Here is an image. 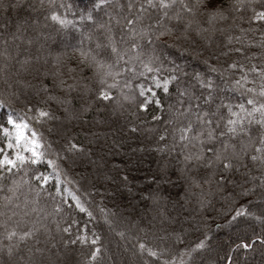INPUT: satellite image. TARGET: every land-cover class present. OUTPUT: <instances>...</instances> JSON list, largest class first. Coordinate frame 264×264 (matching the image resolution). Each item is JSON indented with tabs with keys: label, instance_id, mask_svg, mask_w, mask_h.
Listing matches in <instances>:
<instances>
[{
	"label": "trees",
	"instance_id": "16d2710c",
	"mask_svg": "<svg viewBox=\"0 0 264 264\" xmlns=\"http://www.w3.org/2000/svg\"><path fill=\"white\" fill-rule=\"evenodd\" d=\"M27 3L33 4L36 11L27 8ZM97 3L99 0H53V6L49 7V0H44V6L41 7L40 0H26L25 7L19 12L29 10L34 15L35 22L41 25L44 23L48 28L62 26L51 19V11H57L62 17L71 21L63 27L73 36L76 35L75 27L78 24L95 28L83 41L69 40L63 43L58 36L53 37L50 34L51 42L47 45L39 42L35 33L49 35L48 31L42 28V31L39 28L37 30L33 27L35 22L32 21V24L22 25L20 32L15 33L16 23L10 12L0 11V22L8 16L13 22L7 31H0V53H7L6 56L0 55V125L12 131V140L15 143V129L7 124V116L11 114L17 122L26 120L29 123V130L34 129L39 136H42L40 150L45 151L49 158H53L55 151L61 149L65 138H72L75 143L83 147L82 152L70 154L68 160L63 158L58 160L63 173L61 191L57 194L54 181H49L47 192L51 193V196L41 194L38 207L43 211L39 215L29 212V215L19 223L17 221L20 217L14 216L7 227L0 224V264H88L94 247H98L100 251L93 264H108V259L114 256L111 245L120 246V241L131 245L130 248L135 249L137 255L135 259L138 263H142L140 258L146 257H142L136 247L138 238L146 240L157 249H170V252L163 254L161 260L155 262L162 264V260H170L171 255L176 254L179 248H191L193 244L204 238V233L208 234L209 239L203 249L193 253L195 264H227L226 254L233 256L234 264H252L254 260L264 261V245L259 242L254 243L250 250L232 249V245L237 242V234L247 235L250 238L253 232L259 234L264 230V224L248 223L250 217L241 218L238 223H226L229 220L230 209L239 204L253 201V207L250 209L253 212H260L263 207L261 201L264 187L261 186L260 176L264 172V167L261 166L260 161L242 159L239 161V168H233L229 172H223L220 166L205 167L204 165L192 168L191 171H181L185 167L184 152L195 149L189 145L182 152V144L178 142V138L175 150L171 149L172 127L164 122L170 119L168 106H176L175 83L170 84L169 93H165L163 88L155 87L150 75L133 77L129 73L122 75L121 83L132 80L134 87L124 91L125 94L135 97V100L125 101L121 96V106L117 107L115 101L108 103L94 99L98 81L93 76L92 70L80 63L77 49L91 48L99 57L115 64L116 56L111 53L106 39L108 35L106 29L109 27L116 39L118 49L124 51L129 48L127 41L120 43L121 34L126 35L127 29L122 23H117L118 19L123 20L126 9L125 12H121L116 6L126 4L127 0H106V4L95 7ZM224 3H229V0H224ZM262 3L264 0H253V7L259 10ZM12 12L16 13V11ZM89 12L92 13L95 22L86 17L81 19L82 15ZM155 14L154 10L149 9L143 23L149 24L147 17ZM251 14V9L248 8L230 13L228 21L223 25L218 24L217 27L227 28L228 25L234 27L224 34L219 31L212 34L211 42L196 36L194 31L189 32V39L180 36L179 31L171 36L159 37L154 47L166 65L160 74L161 78L169 74V69L173 66L170 61H174L183 73L191 74L192 70H195L206 76L211 75L218 86L217 97L223 95L232 103L243 102L240 92L230 86V78L237 79L239 72L229 71L221 76L220 72H211L210 66L215 65L218 69H224L233 61L245 63L246 66L252 63L261 66V61L264 60V48L260 46V40L261 33L264 32V23L250 22ZM232 16L236 19L233 20ZM166 23H170L173 27L177 24L175 20ZM240 28L246 30L247 40L255 43L249 44L245 40L241 45L226 40V35L240 36ZM249 29L252 31H247ZM97 43L102 47L97 49ZM26 45L30 47V53L24 48ZM240 47L244 48L243 56L234 50L229 51ZM132 54L130 51L125 52V59L121 60L118 67H124L127 56ZM69 68H76L77 71L70 73ZM137 68L139 69L138 63ZM81 77L83 79H80ZM60 80L65 84L75 83L76 87L71 90L61 87L58 85ZM181 82H184L183 75ZM85 84L90 86V91L84 90ZM140 84L146 90L143 97L139 95V88L136 87ZM248 86L253 85L250 83ZM255 86L258 88L259 84ZM149 88L152 89L151 92L147 91ZM195 91L200 95L201 90L198 87ZM113 92L115 96L120 95L119 89ZM155 99H159L163 107L157 106ZM58 100H63L64 103H59ZM142 102L147 103L146 109L138 108V104ZM216 102L219 103L218 98ZM28 104L49 111L51 118H41L37 121L34 118L35 112L27 111ZM89 104L91 107L88 111H84V107ZM153 115H160L161 119L158 122L153 121ZM130 125L138 130L130 131ZM164 128H168L167 140L158 143L159 134L163 133ZM106 131L113 132L114 135L106 139ZM6 139L0 132V148L5 146ZM235 142V140L230 141V143ZM49 143L53 145L52 149L47 148ZM165 144L169 147H164ZM60 154L61 157L66 155L62 150ZM100 161L103 163L99 167L91 168L93 165L97 166ZM233 164H237V161L233 160ZM188 167L191 168V165ZM36 171L51 172V169L47 167L46 161H41L36 168L27 165L25 168L14 170L13 175L6 174L0 180V184L3 185V188H0V197L12 195L8 192V186L13 180H30ZM213 172L216 175H212ZM221 174L231 182L218 184L216 181ZM124 177H127V180ZM30 187L35 188V183L31 186L21 185L16 192L18 200L13 199L12 204L4 209L8 216H11L13 211H28L23 207L18 209L15 205L19 203L23 206L26 197L29 201L34 198ZM65 188L68 189L67 192L64 191ZM243 188L252 191L244 196L241 195ZM71 193H75L84 206L92 212L91 217L87 212H81L75 207L76 201L72 199ZM3 204L4 201L0 200V205ZM56 204L61 205L62 210L59 213L54 211ZM130 207L133 212H129V216L125 217L128 212L125 214L124 210L128 211ZM101 209H104L105 213H102ZM105 214L111 224L105 221ZM0 219L4 218L0 217ZM122 219H126L127 224L132 223L133 228L119 225ZM33 222H38L39 230L31 237L25 240L13 239L11 242L7 239L6 233L11 227H16L18 232L27 231L33 227ZM238 225L241 228L246 226V231L241 232V228H237ZM107 226L122 231L116 234L117 237L115 235L111 237L107 235L109 231ZM65 227H70L69 232L62 231ZM171 233L179 234L182 243L177 245L175 235L164 241L158 239ZM95 236H99V240L93 246L91 240ZM80 237L85 238L84 242L79 239ZM126 237H128L127 241ZM213 238L220 240L221 250L218 256L207 249ZM221 238L227 239L224 241ZM65 241L69 243L65 244ZM71 241L76 242L71 243ZM9 244L12 246L11 255L8 252Z\"/></svg>",
	"mask_w": 264,
	"mask_h": 264
},
{
	"label": "snow or ice",
	"instance_id": "6c2138e0",
	"mask_svg": "<svg viewBox=\"0 0 264 264\" xmlns=\"http://www.w3.org/2000/svg\"><path fill=\"white\" fill-rule=\"evenodd\" d=\"M100 4H106V0H99V3L95 7H99ZM26 5V0H0V11L9 13L10 11H16L17 13ZM27 8L35 12L36 7L27 3ZM40 6H44V0H40ZM53 6V0H49V7ZM121 12H125L123 20H117V23H122L123 27L127 29V34H121L120 43L128 42L129 48L124 51H120L117 47L115 37L111 33V28H107L108 35L106 37L108 41V47L111 49V53L116 56V63L112 64L105 61L98 56L93 49L89 48L84 50L83 48L77 49L80 54V63L85 67L90 68L93 72V76L98 81V86L95 89L97 99L101 102L112 103L115 101L117 107H120V97L123 99L135 100V97L125 94V89H132L134 87L132 80H127L123 84L121 83L122 75L131 74L133 77H144L150 75L151 81L156 88H163L165 93H169V85L175 83L177 85L176 90V106L169 105L168 110L170 119L165 120V124L172 127L173 144L171 149L175 150V143L180 142L182 144L181 151L187 149L191 145L195 151L184 152L183 164L185 165L181 171H191L192 168H196L200 165L205 167H222L223 172H229L233 168H239V161L245 158H250L253 162L260 161L261 166L264 167V60L261 61V66H257L252 63L246 66L245 63L239 61H233L227 65V68L218 69L215 65L210 66L211 72H220L221 76H224L229 71L239 72L237 79L230 78V86L240 92L243 102L232 103L226 99L223 95L217 97L218 86L215 84L211 75H205L199 71H193L191 74L183 73V70L172 63V68L169 69V74L161 78L162 71L166 68L161 56L156 53L154 44L159 37L164 35H173L179 31L180 36L185 39H189V32L194 31L196 36L207 39L211 42L212 34L217 31L224 34L229 32L234 25H228L225 27H217V25H223L228 21L230 13H237L243 9H251V15L249 17L250 22L264 23V3L257 10L253 7V0H229V3L225 4L224 0H127L126 4L116 5ZM63 7V5H61ZM152 9L155 11V15L148 16L149 24H144L143 20L145 14ZM111 15V13H110ZM50 17L53 21L58 22L60 25L65 26L70 24L71 21L66 17H62L57 11H51ZM87 18L90 21H94V17L91 12L82 15L81 19ZM233 20L235 16L231 17ZM241 19L243 17H240ZM175 20L176 26H170V23ZM12 19L8 16L2 22H0V31H7L12 26ZM24 21L20 20L15 24V33H19ZM111 23V21L109 22ZM204 25H207L205 27ZM105 27L104 25H99ZM241 35H226V40L231 42L244 44L247 37L245 35L246 30L239 29ZM247 31H252L251 29ZM13 33V36H15ZM155 37V39H154ZM179 39V37H177ZM249 44L255 43V41L247 40ZM31 43V41H29ZM260 46L264 48V32L261 33ZM100 43L96 44V48H101ZM147 49V50H145ZM235 51L243 56L244 48L230 49L229 51ZM132 52V55L127 56L124 67H118L121 60L125 59V52ZM0 55H7L6 52L0 53ZM139 64V69L137 68ZM207 63V61H205ZM76 68H69L68 72H75ZM58 72V70H57ZM56 75V73H54ZM62 75V73H61ZM181 75L184 76V82H181ZM254 77V78H253ZM80 79H83L81 77ZM227 83V81H226ZM252 87H249V84ZM259 84L257 88L255 85ZM61 87H66L69 90L76 87V84H65L63 80L58 82ZM56 85H54L55 87ZM139 88V95L143 97L145 95V89L142 84L136 85ZM198 87L201 90L200 95L196 94L195 88ZM120 90V95L115 96L113 90ZM47 90V89H45ZM85 91H90L91 88L88 84L84 85ZM147 91L151 92L149 88ZM206 93V95H205ZM155 97V93H153ZM246 97V99H244ZM51 99H57L56 97H50ZM217 98L219 103H217ZM59 103H64L63 100H58ZM155 104L159 107H163L159 99H155ZM214 106V107H213ZM28 112H35V119L40 121L41 118H51V113L42 107H34L31 104L27 106ZM91 104L84 107V111H88ZM139 109H146L147 103L142 102L138 104ZM153 121H159L160 115H153ZM7 124L11 125L15 129V143H13V133L8 127L0 125V132L7 138L5 146L0 148V180L5 175H13L14 170L25 168L27 165H31L34 168L38 167L41 161H46V165L51 169V172L36 171L35 175L28 179L13 180L8 186V192L12 195L0 197V200L4 201L3 205H0V224L5 227L8 226L9 221L14 216H19L20 221L24 220L29 212L39 215L43 209L38 207L39 198L41 194L51 196V193L47 192V186L49 181H54L55 191L57 194L61 191V176L63 175L58 160L63 158L69 159L70 154L82 152L83 147L75 143L72 138H65V143L61 145L60 150H56L53 158H49L45 151H41V145L43 138L39 136L34 129L31 131V136L25 135L26 129L29 128V123L26 120H20L17 122L13 119V116L9 114L7 116ZM177 125H179L177 127ZM255 126V128H253ZM130 131L135 132L138 129L129 126ZM153 131V129H149ZM255 131V135H253ZM168 128H164L163 133L159 134L158 143H163L167 140ZM231 140H235V143H230ZM164 147H169L167 144ZM48 149H52L53 145L49 143ZM229 149L231 150L229 152ZM61 150L66 154L61 157ZM163 150V149H161ZM207 154V155H206ZM233 160L237 161V164H233ZM206 161V163H205ZM191 165V168L188 167ZM212 175H216L215 172ZM127 180V177H124ZM255 179V177H253ZM195 182V181H194ZM218 184L231 181H227V178L221 174L216 181ZM35 183L36 187L31 188L30 191L34 193V198L29 201L27 197L21 206L19 203L15 205L16 208H25L28 211H13L11 216H8L5 212V208L12 204L13 199H17L16 192L21 185L28 184L31 186ZM208 183V181H205ZM261 186L264 187V172L260 176ZM0 188L3 185L0 184ZM253 188L255 185L253 184ZM68 191L67 188L64 189ZM252 189L243 188L241 195L247 196ZM72 199L76 201L75 207L81 212H87L88 216H92V212L89 211L80 198L71 193ZM262 202H264V193H262ZM253 201H247L244 204L230 209L229 220L226 223H238L241 218L254 217L255 220L264 224V208L260 209V214L250 211L253 207ZM61 205L56 204L54 211L59 213L61 211ZM105 213L104 209L100 210ZM47 213H45V216ZM104 219L107 223L112 222L108 220L107 214L104 215ZM75 223V221H73ZM38 222H33V227L27 231H17L16 227H11L6 235L7 239L11 242L13 239L25 240L38 231ZM43 227V225H39ZM59 230V229H58ZM70 227L62 229L64 232H69ZM241 232L246 231V226L240 229ZM123 235V233H120ZM175 235L177 245L182 243L181 236L179 234L171 233L166 234L163 237H159L161 241L168 239L170 236ZM204 238L200 239L197 243L193 244L191 248H179L176 254L171 255L170 260H162V264H195L193 260V253L198 249L205 247V242L209 239L207 233L203 234ZM82 242L85 238L80 237ZM99 236H95L91 240V244L95 246ZM236 243L232 245L233 250H250L254 243L259 242L264 245V230L259 234L252 233L249 238L247 235H236ZM76 241H71L75 243ZM69 241H65V244ZM136 247L142 257H146L143 264H155L156 261L161 260L165 252H170L168 248H155L152 247L146 240L137 239ZM37 251H40L37 249ZM100 249L94 247L88 259V264H93L96 260ZM9 255L12 254V246H8ZM187 257V259H185ZM227 264H234L233 256L226 254Z\"/></svg>",
	"mask_w": 264,
	"mask_h": 264
},
{
	"label": "rangeland",
	"instance_id": "374dc122",
	"mask_svg": "<svg viewBox=\"0 0 264 264\" xmlns=\"http://www.w3.org/2000/svg\"><path fill=\"white\" fill-rule=\"evenodd\" d=\"M65 1H67V0H65ZM10 15H11V17H13V21L15 23H17L20 20H23L24 21L23 25H26V23H28V24L31 23L32 24V21H33V23L35 22L34 21V15L31 14V12L29 10H27V9L26 10H23L22 12H18V13L17 12L15 13V12L10 11ZM33 27L37 28V30L39 28L40 31L46 30V31L49 32L48 33L49 35H47V34H41V33H39V34H36L35 33L38 41L39 42H42V43H45V45H47V43L51 42L50 41L51 40L50 34L53 35V37L54 36H58L59 39L63 43H65V42H67L69 40L83 41L87 37H89V33H91L92 31H94V29H95L93 27L92 28H89V27H87L85 25L78 24L75 27L76 35L73 36L72 33H69V31H67L66 28L63 27V26H60L59 28L58 27L57 28H48V26H46L44 23H42V25H41V23L35 22L33 24ZM41 28H42V30H41ZM15 46L17 47V45H15ZM24 48H26L27 52L30 53L31 49H30L29 46L26 45ZM39 48H41V46H39ZM64 53H66V52H64ZM192 71H194V70H192ZM24 131H25V135L26 136H28V137L31 136V130H29V128L26 129V130H24ZM111 135L113 136L114 133L113 132L112 133H109V132L106 131V134H105L106 139L107 138L109 139V137H111ZM102 163H103L102 161H100L99 164H98V162H96L95 164H98V165L97 166L93 165V166H91V168L93 169L94 167H99L100 164H102ZM261 204L263 206L262 208H264V202L261 201ZM124 212H125V214H126V212H128L125 215V217L126 216L128 217L129 216L128 215L129 212H133V209H131V207H130V208H128V211L126 209V211L124 210ZM255 213L257 215L260 214V212H255ZM248 221H249L248 223H250V222L251 223H259V221L255 220L254 217H250L248 219ZM121 224L124 225V226L122 225L123 227L133 228L132 223L127 224L126 219H122V221H120V224L119 225H121ZM107 228H109L108 229L109 231H107V235L108 236H111V237H114V235H115V237H117L116 234L118 235V233L120 231H122V229H119V230L110 229V226L109 227L107 226ZM237 228H241V227L238 225ZM127 239H128V237H126L125 240L127 241ZM221 239L225 241L227 238H221ZM120 242H121V245L120 246L117 245V244L111 245V247H112V249L114 251V253H113L114 256L108 259V264H115V263H119V264H143V261H144L143 258H140V261L142 263H140V262L138 263L137 259H135L136 252H135V249L130 248L131 245H127L123 241H120ZM207 249L208 250H212L211 252H213L214 255H217L218 256L219 255V251L221 250L220 249V240L213 238V241L211 242L210 245H208V248ZM257 263L258 264H264V261L255 262V260H254L252 264H257Z\"/></svg>",
	"mask_w": 264,
	"mask_h": 264
}]
</instances>
